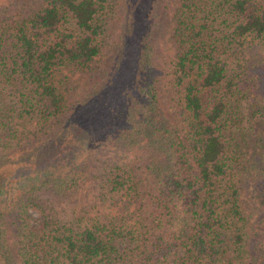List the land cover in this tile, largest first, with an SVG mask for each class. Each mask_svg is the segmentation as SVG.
<instances>
[{
  "label": "trees",
  "instance_id": "1",
  "mask_svg": "<svg viewBox=\"0 0 264 264\" xmlns=\"http://www.w3.org/2000/svg\"><path fill=\"white\" fill-rule=\"evenodd\" d=\"M157 1L0 17V264H264V0H175L182 123L156 88Z\"/></svg>",
  "mask_w": 264,
  "mask_h": 264
},
{
  "label": "rangeland",
  "instance_id": "2",
  "mask_svg": "<svg viewBox=\"0 0 264 264\" xmlns=\"http://www.w3.org/2000/svg\"><path fill=\"white\" fill-rule=\"evenodd\" d=\"M45 0H0V17H15L18 18L19 15H26L34 10H37L44 4ZM125 6L127 3L119 5L120 11L115 19L111 18L113 24V30L110 34L103 40V50L102 54L95 60L92 64V72L88 74L89 84L97 80L102 81L105 77H108L112 70L114 64L115 47L117 37L121 32L122 18L125 16ZM175 8V0H158L157 1V27L155 26V81L156 88L159 92V99L162 103V109L165 111L166 115L172 121H178L176 123H182L180 106L178 107L177 93L173 92L170 87V82L172 78V59L174 58V40L171 39L170 34V17ZM168 15L169 18L167 17ZM168 25V28H162ZM88 84V83H87ZM50 134L54 132L50 130ZM123 160L125 157L123 156ZM140 161H137V163ZM102 164L96 163V168L98 169ZM251 184V183H249Z\"/></svg>",
  "mask_w": 264,
  "mask_h": 264
}]
</instances>
